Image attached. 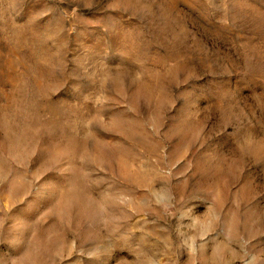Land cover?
<instances>
[{
    "label": "rangeland",
    "instance_id": "rangeland-1",
    "mask_svg": "<svg viewBox=\"0 0 264 264\" xmlns=\"http://www.w3.org/2000/svg\"><path fill=\"white\" fill-rule=\"evenodd\" d=\"M0 264H264V0H0Z\"/></svg>",
    "mask_w": 264,
    "mask_h": 264
}]
</instances>
